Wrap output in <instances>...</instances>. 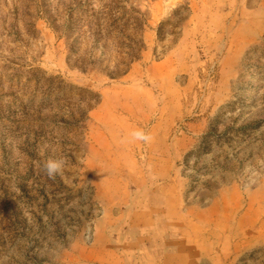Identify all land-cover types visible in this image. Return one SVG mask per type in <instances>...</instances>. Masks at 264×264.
<instances>
[{"label": "rangeland", "instance_id": "374dc122", "mask_svg": "<svg viewBox=\"0 0 264 264\" xmlns=\"http://www.w3.org/2000/svg\"><path fill=\"white\" fill-rule=\"evenodd\" d=\"M0 264H264V0H0Z\"/></svg>", "mask_w": 264, "mask_h": 264}, {"label": "clouds", "instance_id": "9594fccd", "mask_svg": "<svg viewBox=\"0 0 264 264\" xmlns=\"http://www.w3.org/2000/svg\"><path fill=\"white\" fill-rule=\"evenodd\" d=\"M129 137L133 141L142 142L145 144L150 143L153 139L150 133L140 128H136L132 130L129 133ZM64 166H65V160L63 158L49 159L43 163L42 169L44 174L48 178L53 179L62 172Z\"/></svg>", "mask_w": 264, "mask_h": 264}]
</instances>
